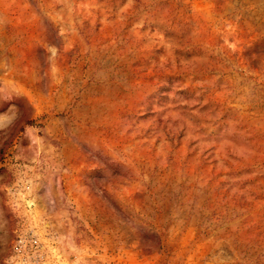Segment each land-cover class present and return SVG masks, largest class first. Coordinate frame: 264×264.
<instances>
[{"label": "rangeland", "instance_id": "374dc122", "mask_svg": "<svg viewBox=\"0 0 264 264\" xmlns=\"http://www.w3.org/2000/svg\"><path fill=\"white\" fill-rule=\"evenodd\" d=\"M0 264H264V0H0Z\"/></svg>", "mask_w": 264, "mask_h": 264}]
</instances>
